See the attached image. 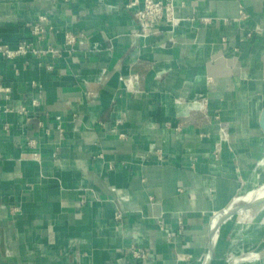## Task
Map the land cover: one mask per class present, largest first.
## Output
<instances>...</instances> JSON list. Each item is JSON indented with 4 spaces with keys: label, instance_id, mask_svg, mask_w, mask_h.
<instances>
[{
    "label": "crops",
    "instance_id": "obj_1",
    "mask_svg": "<svg viewBox=\"0 0 264 264\" xmlns=\"http://www.w3.org/2000/svg\"><path fill=\"white\" fill-rule=\"evenodd\" d=\"M172 1L0 0L1 46L58 49L0 51V264H199L262 184L264 0Z\"/></svg>",
    "mask_w": 264,
    "mask_h": 264
},
{
    "label": "rangeland",
    "instance_id": "obj_2",
    "mask_svg": "<svg viewBox=\"0 0 264 264\" xmlns=\"http://www.w3.org/2000/svg\"><path fill=\"white\" fill-rule=\"evenodd\" d=\"M246 193L239 195L235 205L231 207L240 206L238 208L240 211L228 217L229 221H223L224 225L221 222L215 242L211 244L210 241L212 250H215L217 256L212 264H230L233 259L242 256L243 259L238 258L233 263L264 264V202L248 208L244 205L249 203L243 197ZM262 193L264 194V190L260 192V196ZM252 253L256 255L252 257Z\"/></svg>",
    "mask_w": 264,
    "mask_h": 264
},
{
    "label": "built area",
    "instance_id": "obj_3",
    "mask_svg": "<svg viewBox=\"0 0 264 264\" xmlns=\"http://www.w3.org/2000/svg\"><path fill=\"white\" fill-rule=\"evenodd\" d=\"M128 6H136L134 14L141 32L152 31L153 28H156L159 22L162 21L170 23L173 28L178 25L181 21V17H179L176 13L175 6L172 0H129ZM46 22V16L40 15L36 22H33L31 24L33 32L41 34L43 31H45ZM75 39L76 35L72 31H68L65 34L66 45H73ZM29 50L35 53L42 51L51 53L58 52V49L52 48L50 46H47V48L44 50H39L29 46V44H27L26 42H21L14 48L8 47L6 45H0V51L7 57H14L16 55L24 54L27 53ZM197 107L201 108L202 104L198 102ZM220 130L221 139H226L227 131L225 127L222 126ZM219 149V145H216L214 147V151L216 153L219 151ZM129 252L133 259H145L148 257L147 250L142 247L136 246L135 244L129 247Z\"/></svg>",
    "mask_w": 264,
    "mask_h": 264
},
{
    "label": "bare ground",
    "instance_id": "obj_4",
    "mask_svg": "<svg viewBox=\"0 0 264 264\" xmlns=\"http://www.w3.org/2000/svg\"><path fill=\"white\" fill-rule=\"evenodd\" d=\"M262 115V114H261ZM262 126H264V120L262 121V124H261ZM264 190V183L262 184V185H259V186H257V187H254V188H252V189H250V190H248L247 191V193H246V195H244L243 197H244V199H247V201H249V202H254V201H256V200H259V199H261V198H263L264 197V194L262 193L261 194V196H260V192L261 191H263ZM259 194V195H258ZM243 195V194H242ZM242 197V198H243ZM233 204L234 203H231V204H229V206H227L226 208L229 210V208L231 209V207H233ZM235 205V204H234ZM236 207V206H235ZM226 208L224 209V210H222L221 212H219L218 214H216L215 216H214V218H213V222H212V227H211V244H213L214 242H215V238H216V235H217V232H218V230H217V228H218V226H217V222L219 221V219H221L222 218V214L225 212V210H226ZM256 251V250H255ZM213 253V250H212V252H211V254ZM209 255H210V252H209V249L207 250V252H206V256L204 257V259L201 261V263H199V264H206V261H207V259L209 258ZM253 255H256V254H254V253H252V257H253ZM249 256V255H248ZM243 257V256H242ZM242 257H236L235 259H233L232 261H231V263L230 264H232L233 263V261L234 262H236L237 260H238V258L240 259H243ZM246 258V257H245ZM233 264H235V263H233Z\"/></svg>",
    "mask_w": 264,
    "mask_h": 264
},
{
    "label": "water",
    "instance_id": "obj_5",
    "mask_svg": "<svg viewBox=\"0 0 264 264\" xmlns=\"http://www.w3.org/2000/svg\"><path fill=\"white\" fill-rule=\"evenodd\" d=\"M260 119H261V124H262V121L264 120V110L262 112V115H261V118ZM262 128L264 129V126H262ZM263 202H264V197L261 198V199H259V200L254 201V202H249V203L247 202L244 205L247 206L248 208H250L252 206H255V205L260 204V203H263ZM241 206H243V205H241ZM239 207L240 206H237V207L231 208L229 210L226 208L225 212L222 214V218L219 219V221L217 222V226H219V224L221 222H223L226 218H228V217L232 216L234 213L238 212L239 211L238 210ZM212 218H214V216ZM211 222H212V219H211ZM211 222H210V226L212 224ZM208 249H209L210 255H209V258L206 261V264H210L211 258H212V254H211V252H212V246L209 245Z\"/></svg>",
    "mask_w": 264,
    "mask_h": 264
}]
</instances>
